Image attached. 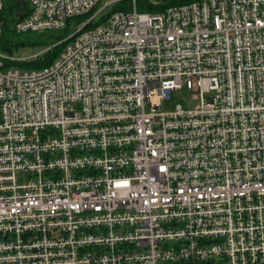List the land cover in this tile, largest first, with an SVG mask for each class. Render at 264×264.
Instances as JSON below:
<instances>
[{
	"label": "built area",
	"instance_id": "1",
	"mask_svg": "<svg viewBox=\"0 0 264 264\" xmlns=\"http://www.w3.org/2000/svg\"><path fill=\"white\" fill-rule=\"evenodd\" d=\"M171 1H19L58 34L0 48V264H264V0Z\"/></svg>",
	"mask_w": 264,
	"mask_h": 264
},
{
	"label": "trees",
	"instance_id": "2",
	"mask_svg": "<svg viewBox=\"0 0 264 264\" xmlns=\"http://www.w3.org/2000/svg\"><path fill=\"white\" fill-rule=\"evenodd\" d=\"M20 0H5L4 4V9H3V20H4V29L3 33L0 37V48L3 51H12L13 49L19 50L20 47L25 46H34L36 44H39L40 46H47L48 44H53L57 40V35L55 33H50L48 34L47 38L44 39L43 41H38V40H21L19 41H13L12 37H19L22 36L25 33L22 34H17L14 32L13 29H11V22L14 16V12L18 8ZM195 0H172L170 5H181V4H188V2H193ZM28 34V33H26ZM32 36V34H29ZM64 44L55 46L53 47L50 51L45 53V55L39 57L38 59L34 60L33 62L30 63H24L22 64L23 67L25 68H35V67H46L49 66V64L54 61V59L58 56L59 52L62 50ZM17 65V64H16Z\"/></svg>",
	"mask_w": 264,
	"mask_h": 264
},
{
	"label": "rangeland",
	"instance_id": "3",
	"mask_svg": "<svg viewBox=\"0 0 264 264\" xmlns=\"http://www.w3.org/2000/svg\"><path fill=\"white\" fill-rule=\"evenodd\" d=\"M53 33H55V35L58 34V32H53ZM47 36L48 33L45 35H42L41 33H33L32 36H30L29 34H23L22 36L19 37H12V40L19 41V39H21V40H31V41L33 40L43 41L44 39L47 38ZM40 50H41V46L39 44H36L34 46H29V47L22 46L20 47L19 50L13 49L11 54L16 56L17 58L29 57L34 55L35 52H38ZM198 101L199 99L196 93L191 90H188L187 87L184 86L178 89L177 92H173L171 99L164 102L163 110L166 112H172L177 109L178 105H180L184 109H192L193 107L198 105Z\"/></svg>",
	"mask_w": 264,
	"mask_h": 264
}]
</instances>
